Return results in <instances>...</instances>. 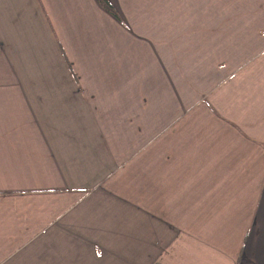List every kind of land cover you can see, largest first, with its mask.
<instances>
[{"label": "crops", "instance_id": "1", "mask_svg": "<svg viewBox=\"0 0 264 264\" xmlns=\"http://www.w3.org/2000/svg\"><path fill=\"white\" fill-rule=\"evenodd\" d=\"M109 2L0 0V264H264V0Z\"/></svg>", "mask_w": 264, "mask_h": 264}, {"label": "rangeland", "instance_id": "2", "mask_svg": "<svg viewBox=\"0 0 264 264\" xmlns=\"http://www.w3.org/2000/svg\"><path fill=\"white\" fill-rule=\"evenodd\" d=\"M195 2L194 3H196V2H198V1H201V0H194ZM213 1H215L216 2V5H211L210 6V8L208 7L207 8V11L205 12V13H208V11H211V12H218V7H217V0H213ZM191 7V9H192V12H194V13H198L200 10H199V8L198 7H196V6H190ZM189 10H190V8H189ZM185 12V10H182V11H180V13H184Z\"/></svg>", "mask_w": 264, "mask_h": 264}, {"label": "trees", "instance_id": "3", "mask_svg": "<svg viewBox=\"0 0 264 264\" xmlns=\"http://www.w3.org/2000/svg\"><path fill=\"white\" fill-rule=\"evenodd\" d=\"M99 2V4L106 10L108 11L110 14H112L113 16L117 17V13L114 10L113 6L110 4L109 0H97Z\"/></svg>", "mask_w": 264, "mask_h": 264}]
</instances>
